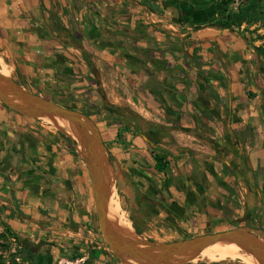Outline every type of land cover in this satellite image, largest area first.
Segmentation results:
<instances>
[{"label":"crops","instance_id":"crops-1","mask_svg":"<svg viewBox=\"0 0 264 264\" xmlns=\"http://www.w3.org/2000/svg\"><path fill=\"white\" fill-rule=\"evenodd\" d=\"M224 1L0 0V39L30 91L50 82L57 99L79 90L99 105L100 87L170 147L164 174L149 142L130 136L125 156L134 167L119 173L142 234L157 220L184 234L237 226L264 233V70L241 34L210 25ZM57 27L71 35L58 37ZM108 117L98 125L112 141L117 128ZM67 137L28 124L0 101V242L18 234L37 264L82 252L84 264H122L98 242L90 174Z\"/></svg>","mask_w":264,"mask_h":264},{"label":"water","instance_id":"water-1","mask_svg":"<svg viewBox=\"0 0 264 264\" xmlns=\"http://www.w3.org/2000/svg\"><path fill=\"white\" fill-rule=\"evenodd\" d=\"M0 101L12 111L32 119H49L75 143L91 178L94 211L102 237L123 264H182L195 260L217 243L235 244L264 264V233L249 226L198 234L183 239L160 241L124 227L109 217V202L115 188V172L97 123L86 113L65 107L21 85L0 69ZM68 121L71 133L57 123ZM23 254L26 258L32 257ZM32 264H37L32 261Z\"/></svg>","mask_w":264,"mask_h":264},{"label":"rangeland","instance_id":"rangeland-1","mask_svg":"<svg viewBox=\"0 0 264 264\" xmlns=\"http://www.w3.org/2000/svg\"><path fill=\"white\" fill-rule=\"evenodd\" d=\"M243 2H244L243 0H235L233 2V4L231 5V8L233 10H237V8ZM216 13H217V15H213V16L217 17L218 11ZM50 16L52 17V19L56 22V24L58 26H61L60 21H59L60 19H59L56 12H54V11L50 12ZM241 28L246 29L245 32H246L247 36L254 42V44L256 46L264 47V20H260L256 23H253L250 25L243 24ZM56 29H57V32H59V33H57L58 37L68 38V36L71 35V32L68 29H65L63 27H60V28L57 27ZM64 40H65V42H67L66 39H64ZM70 41L72 42V44L73 43L75 44V42H73V40H70ZM0 63H1L0 69H5L9 75H11L14 78H16L17 80H19L21 83H23L25 85V87L31 86V82L27 81L26 79H24V76H21L19 74V67L16 64V60L13 57V53L10 51V44H8V42L5 41L3 37H1V39H0ZM261 68L264 70V57H263V65ZM44 87L46 89L40 88V89H37L35 92L40 93L44 97H46V98H48L54 102L61 103V101L58 100L59 98L57 99L51 94L52 89L53 90L59 89L57 85L52 84L50 82H46ZM71 96H73L74 98H76L78 100L85 101V99H86L83 96L81 97L79 90L76 92V94L71 95ZM98 102H99V105H97V106H100L102 100L99 98ZM101 114H105L104 115L105 117L110 116V113L106 112L104 110L101 111ZM18 115L22 119L27 121L28 124H32L33 126L39 128L42 131H46L49 133L50 132H57L58 134L63 133L58 128V126H56V124L49 119H32V118L22 116L20 114H18ZM108 119H111V118L108 117ZM61 126H63V125H61ZM63 127L70 132L69 127H67V126H63ZM121 176L122 175L119 172H117V180H118L119 186L115 185V188L113 190V196L118 201V208H119V212H117V219L116 220H118L121 223L125 222V225H127V227H129V229L136 230L135 225L137 226V223L133 219V216L131 213V208H129L130 202L125 201L127 199L124 198V195L126 196L127 193L125 194L123 192L124 190H126V188L122 184ZM94 210L95 209H94V204H93L92 224L94 225V228L96 229V233L99 236L98 242L100 241L102 243L103 248L108 252V254H110V258H112V259L114 258L115 261L121 262L123 264V261L116 258L114 256V254L110 251L108 246L106 245V243L102 237L101 230H100L98 220H97V216H96ZM126 222H128V223H126ZM137 227L139 228V225ZM144 230L147 231V234H141V235L148 237L150 239H153V240H160V241H171V240L183 239L185 237L207 233L210 231H213V232L221 231L218 228H213V229H211V228H200L197 231H194V233L184 234V233L178 232L176 229L172 228L171 225H169V223H164L160 220H157L154 222L149 221L148 227ZM207 253H208L207 256L210 258H213V259H210V258H207L203 255H200L195 260L191 261L189 264L210 263V262H218V261H223V260H226L228 262L229 261L234 262L237 264L238 263L239 264H248V263L242 261L241 259H238V258L236 259L234 257H226L225 259H216L215 257H217L218 255L214 254L213 252H207ZM80 255H85V252L80 253ZM27 262H28V260L23 254V247L19 244V242L17 240H14L13 243L12 242L11 243L0 242V264H28Z\"/></svg>","mask_w":264,"mask_h":264},{"label":"flooded vegetation","instance_id":"flooded-vegetation-1","mask_svg":"<svg viewBox=\"0 0 264 264\" xmlns=\"http://www.w3.org/2000/svg\"><path fill=\"white\" fill-rule=\"evenodd\" d=\"M17 81L25 87V85L23 83H21L19 80H17ZM97 91H98V93L101 97V100H102L100 106L89 105L87 103V101L78 100V99L74 98L73 96H71L74 94L63 95V98L58 99V100L61 101V103H59V104L65 106V107L77 109L83 113H86L88 116H90L97 123V125H98V121H100V118L102 120H106L105 116H102V114H101L102 110H105V111H108L109 113H111L112 119L107 121V125L108 126L113 125L114 127L117 128L114 139L112 141L105 139L103 137V133L101 131L100 125H98V127L100 129L104 144L106 145V147L108 149L109 157H110L112 166L114 168L115 185L119 186V183L117 180V172L122 171L121 165L125 166V168H127L129 170V173L132 172V171H130L131 167H134L133 163L135 161H134L133 157H131V155H129V158H127L125 156L126 153L130 152L128 148L132 145V139L130 138V136L133 137L135 135H141L142 137H144L149 142V147H150L149 155H150V157L153 158V150L156 149L157 152L161 153L165 157V159L169 160V164L167 166V170H169V167L171 165V158L173 157L174 154L170 150L169 146L164 145L161 141H154L151 138V134H153L152 132H153V130L156 129V126L152 125L151 123H149L145 119L141 118L136 112H134L131 108H129L127 106L121 107V106H117V105L108 103L105 99V93L103 92L102 88L99 87L97 89ZM38 94H40V93H38ZM100 116H102V117H100ZM115 148L119 151L117 153L118 155L115 153L116 152L114 150ZM119 153L121 155H119ZM143 160H144L145 164L147 165L146 160L144 158H143ZM167 170H166V172H167ZM164 174H166V173H164ZM133 183H134V180H133ZM133 190H134V194H135V193H137L138 188L131 189L132 193H133ZM185 238H187V237H185ZM24 249L26 250L25 254H27V256L32 257L31 261L37 260V256L35 255V252H32L33 249H31V248L26 249L25 247H23V250ZM190 262L182 263V264H189ZM199 264H237V263L230 262V261L229 262L228 261H226V262L218 261L216 263L210 262V263H199Z\"/></svg>","mask_w":264,"mask_h":264},{"label":"trees","instance_id":"trees-1","mask_svg":"<svg viewBox=\"0 0 264 264\" xmlns=\"http://www.w3.org/2000/svg\"><path fill=\"white\" fill-rule=\"evenodd\" d=\"M234 1L235 0H225L218 10V16H213L209 19L210 25L218 27L222 30H229L241 34L246 40L248 46L255 51L258 57L259 65L262 67L264 47L256 46L254 42L247 36L245 32L246 29L241 30V27L243 24L250 25L260 20H264V0H243L244 2L237 8V10H233L231 8V5ZM77 45L84 52V48L81 46V44L78 43ZM68 140L75 143L69 136ZM153 158L156 161L155 168L157 171L166 173L169 160L165 159V157L161 153L157 152L156 149L153 150ZM135 229L139 234H142L136 225ZM11 233L20 244L21 237L18 234L13 232ZM20 245L22 246V244ZM72 257L76 258L77 256ZM223 262H226V260H223Z\"/></svg>","mask_w":264,"mask_h":264},{"label":"bare ground","instance_id":"bare-ground-1","mask_svg":"<svg viewBox=\"0 0 264 264\" xmlns=\"http://www.w3.org/2000/svg\"><path fill=\"white\" fill-rule=\"evenodd\" d=\"M1 70L4 73L8 74V72L5 69H1ZM56 121L59 125L69 127L70 133L72 132L68 121H66L64 119H60V118H58ZM117 212H119L118 201L114 198V196L112 194L110 202H109V217L111 220L119 222L118 220H116L117 219ZM119 223L124 227L125 222H123L124 224L121 222H119ZM126 223H128V222H126ZM125 226H127V225H125ZM207 252H213L214 254L218 255L217 257H215L216 259H225L226 257H234L236 259L237 258L241 259L242 261H244L248 264H255L256 263L252 256L243 252V250L235 244L217 243V244L212 245V246L208 247L207 249H205L201 255H203L207 258H210L207 256V254H208ZM210 259H213V258H210Z\"/></svg>","mask_w":264,"mask_h":264},{"label":"built area","instance_id":"built-area-1","mask_svg":"<svg viewBox=\"0 0 264 264\" xmlns=\"http://www.w3.org/2000/svg\"><path fill=\"white\" fill-rule=\"evenodd\" d=\"M88 261V256L79 257H61L57 260L56 264H84Z\"/></svg>","mask_w":264,"mask_h":264}]
</instances>
